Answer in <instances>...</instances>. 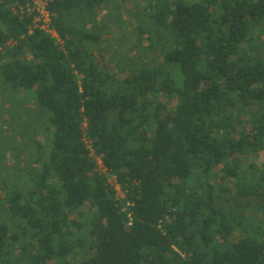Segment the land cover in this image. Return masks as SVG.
<instances>
[{
    "label": "trees",
    "instance_id": "1",
    "mask_svg": "<svg viewBox=\"0 0 264 264\" xmlns=\"http://www.w3.org/2000/svg\"><path fill=\"white\" fill-rule=\"evenodd\" d=\"M43 1L60 43L0 0V264H264V0Z\"/></svg>",
    "mask_w": 264,
    "mask_h": 264
},
{
    "label": "rangeland",
    "instance_id": "2",
    "mask_svg": "<svg viewBox=\"0 0 264 264\" xmlns=\"http://www.w3.org/2000/svg\"><path fill=\"white\" fill-rule=\"evenodd\" d=\"M134 10L133 5L129 2L126 4H123L122 7V13L120 14V16L122 17L121 19V24L117 27H115L114 29H112V32H108L107 35L104 36L106 45L109 47V49L111 50L112 54H114L116 57L119 55V53L121 55L118 56V59L120 58L122 61V63L124 64V62L126 61V57L129 58H133V55L136 54V52L138 51L137 49H135L133 47V43H132V38H133V25H130V21H129V17H130V13ZM102 16V15H101ZM100 16V17H101ZM110 33V34H109ZM132 46V47H131ZM128 50V51H127ZM99 56V55H96ZM119 59V60H120ZM156 64V63H155ZM109 72L110 73H115V67L113 63L109 64ZM126 75V74H125ZM124 73H121L120 78L123 79ZM1 86V84H0ZM4 87V86H3ZM5 90V89H3ZM3 90H1L0 88V140L2 141H7L8 143L12 142L15 143V147L17 148V151H23V148H26V143L25 140L20 139L19 135L17 134L18 132L13 133L11 132V130L9 128H7V117L5 116V112H2V108H5L8 112H14L16 110V106L13 102L9 103V96L7 94H3ZM1 100L6 101L3 105L1 104ZM164 101V99L162 100ZM168 103H170V105H175L176 100L175 98H170L168 101ZM26 109L29 110H35V105L32 102H28L25 104ZM172 108V107H170ZM35 113H40L38 111H34ZM34 113V114H35ZM41 115L44 117V113L41 112ZM40 114L37 115L36 118H39ZM21 118V117H19ZM43 118H40L38 123H43ZM18 120H12V127L16 128L17 125L19 124V122H17ZM15 136V137H14ZM15 138V142L12 141V138ZM38 142L42 141V137L39 133H37L36 138H35ZM14 147V146H13ZM29 148V147H27ZM13 149H7L6 150V155L4 152H2L3 156H4V162H6L8 165H19L21 164V159H27V154L24 157L23 153L21 154H15L12 151ZM255 164L261 168L262 166H264V152L260 153L258 155V158L255 160ZM248 214H255V212L252 211V208H249Z\"/></svg>",
    "mask_w": 264,
    "mask_h": 264
},
{
    "label": "built area",
    "instance_id": "3",
    "mask_svg": "<svg viewBox=\"0 0 264 264\" xmlns=\"http://www.w3.org/2000/svg\"><path fill=\"white\" fill-rule=\"evenodd\" d=\"M45 3L46 2L43 0H32L33 6L28 8V12L29 13H36V16L34 17L33 27L31 28V31H32V29H36V28L43 30L46 33L50 34L53 38H56L57 42L60 43L56 32L53 30V28L51 26V16L49 15L48 11L46 10V4ZM85 128H86V119H84L82 130L85 131ZM83 140L87 145V149L89 150L90 158L95 161V171L99 175L106 176L107 170L103 165L101 157L96 156L94 154V152H93L90 144L87 142L86 138H84ZM107 183L114 188V190L117 192V195L121 199L124 197V194L121 191L120 186L117 184L116 178L114 176L108 177Z\"/></svg>",
    "mask_w": 264,
    "mask_h": 264
}]
</instances>
